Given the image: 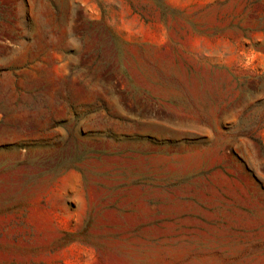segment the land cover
Returning a JSON list of instances; mask_svg holds the SVG:
<instances>
[{
    "label": "rangeland",
    "instance_id": "obj_1",
    "mask_svg": "<svg viewBox=\"0 0 264 264\" xmlns=\"http://www.w3.org/2000/svg\"><path fill=\"white\" fill-rule=\"evenodd\" d=\"M0 264H264V0H0Z\"/></svg>",
    "mask_w": 264,
    "mask_h": 264
}]
</instances>
